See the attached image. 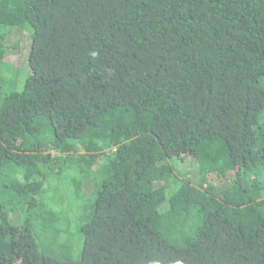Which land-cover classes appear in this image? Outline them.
I'll list each match as a JSON object with an SVG mask.
<instances>
[{"label": "trees", "instance_id": "obj_1", "mask_svg": "<svg viewBox=\"0 0 264 264\" xmlns=\"http://www.w3.org/2000/svg\"><path fill=\"white\" fill-rule=\"evenodd\" d=\"M14 29L0 264H264V0H0V67ZM51 178L82 202L81 242L60 239Z\"/></svg>", "mask_w": 264, "mask_h": 264}, {"label": "rangeland", "instance_id": "obj_2", "mask_svg": "<svg viewBox=\"0 0 264 264\" xmlns=\"http://www.w3.org/2000/svg\"><path fill=\"white\" fill-rule=\"evenodd\" d=\"M29 43L30 39L27 33L14 29L10 34L6 37V45L7 52L5 54V62L0 67V72L5 81H11L12 84L10 86L15 87V89H20L23 81L25 80L28 72L27 66V58L29 51ZM260 123L264 125V114L260 118ZM171 164L176 168V174L181 179H188L193 185L197 184V174L195 169V161L192 157L186 156L184 161L181 163L180 161L171 160ZM52 179V189H57L56 191H51V196H55L60 198V196L64 195V206L62 208H58L56 205L57 213L61 212V220L56 223V227L59 226L63 229L67 234L61 235L60 239L62 241H73V242H81V236L77 232L78 222L77 217L82 212V202H71L68 197V189L66 187L65 181L62 182L55 181ZM213 184H216L218 189L223 187L221 181L218 178H213ZM159 183H156L158 186ZM93 188V182L84 181L83 190L86 195H90ZM24 218V214H14L11 216V219L14 223H18L19 220ZM46 241L49 244V248L52 252H59L60 247H58L53 241L55 238L45 236ZM51 241L53 244H51ZM81 249V243L78 244V253ZM76 254V255H77Z\"/></svg>", "mask_w": 264, "mask_h": 264}]
</instances>
